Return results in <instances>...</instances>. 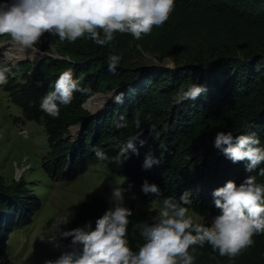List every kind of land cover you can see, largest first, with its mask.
<instances>
[{"label": "trees", "instance_id": "trees-1", "mask_svg": "<svg viewBox=\"0 0 264 264\" xmlns=\"http://www.w3.org/2000/svg\"><path fill=\"white\" fill-rule=\"evenodd\" d=\"M4 39L11 40L8 34H0ZM38 46L44 50L38 58L8 63L14 75L10 74L4 89L21 108L23 119L44 124L50 150L43 167L49 175L73 181L92 165L104 164L110 173L138 187L144 197L162 201L191 189L190 210L211 218L219 212L213 203L214 188L228 179L239 183L250 174L264 182L258 169L246 172L244 162L233 163L213 145L216 132L229 129L234 134L255 131L264 143V0H176L170 19L139 40L117 32L113 41L102 46L87 38L70 42L45 33ZM112 52L122 55L116 72L108 68ZM146 53L160 61L171 58L174 65L148 63ZM0 64H5L1 58ZM67 67L82 75V85L91 91H77L70 104L61 105L60 115L52 117L39 107L40 99ZM192 82L206 84L207 93L195 101L176 103L175 94ZM121 90L123 104L111 100L101 112L84 107L98 93ZM136 111L141 113V139L146 143L137 140L139 155L125 158L121 142L141 131L134 124ZM121 114L128 118L126 128L115 126ZM94 145L102 147L108 158H97ZM149 151L161 162L144 169ZM145 178L160 186L161 196L141 190ZM110 204L101 197L83 202L64 228L94 221ZM42 206L24 178L9 181L0 174V264H13L8 254L10 236L32 224ZM156 214L133 213L128 235L134 248L143 242L135 225L153 222ZM255 240L234 260L220 256L210 244L196 245L194 264H264V234ZM60 241L63 251L70 238Z\"/></svg>", "mask_w": 264, "mask_h": 264}, {"label": "clouds", "instance_id": "clouds-1", "mask_svg": "<svg viewBox=\"0 0 264 264\" xmlns=\"http://www.w3.org/2000/svg\"><path fill=\"white\" fill-rule=\"evenodd\" d=\"M176 0H0V34L11 38V49L5 57L12 61L37 58L44 50L38 44L45 33L58 35L60 40L75 42L79 38L93 40L98 45H108L116 33H130L139 40L162 26L175 11ZM6 41L0 40V47ZM122 55L112 52L107 57L108 68L117 71ZM12 72L11 65L0 64V86L6 85ZM82 75H76L73 67H67L52 81L49 90L41 97L39 107L52 117L60 115L61 105L70 104L77 91L90 92L82 85ZM206 84L192 82L175 94L176 103L195 101L207 93ZM124 91H109L107 99L123 104ZM105 100V103L107 102ZM104 105H101L103 107ZM98 110V109H97ZM134 124L140 132L121 142L120 153L125 158L131 153L139 155L143 129L140 111L134 115ZM117 128H126L128 118L121 114L114 121ZM155 130L152 125L150 131ZM213 145L233 163L244 162L245 171L264 176V143L255 131L234 134L232 130L216 132ZM97 158L107 159L108 153L99 145L93 146ZM161 162L160 157L149 151L142 164L150 169ZM132 187L114 186L109 200L111 204L94 221L63 228L59 238L41 236L55 247L60 238H70L66 248L56 258L45 259L43 264H194L196 245L210 244L220 256L230 260L247 251L256 243L255 237L264 234V182L257 174L246 175L239 183L228 179L212 191L213 203L219 212L210 223H201L190 214L191 189L179 196L162 199L153 222H137L135 225L143 242L134 248L129 241V224L134 209L126 203L125 193ZM141 190L147 194L162 195L160 186L143 180ZM136 193L133 192V198ZM65 223H69L65 218Z\"/></svg>", "mask_w": 264, "mask_h": 264}, {"label": "rangeland", "instance_id": "rangeland-1", "mask_svg": "<svg viewBox=\"0 0 264 264\" xmlns=\"http://www.w3.org/2000/svg\"><path fill=\"white\" fill-rule=\"evenodd\" d=\"M3 41L6 43L0 47V58L6 64L13 63L5 57V50L12 47L11 40ZM23 59L15 60L14 64ZM146 60L153 64L174 65L171 58L160 61L150 53H146ZM104 95L107 96V93ZM86 107L89 111L96 112L101 106ZM49 150L44 124L23 119L21 108L11 101L4 85L0 86V174L9 181L24 178L43 204L32 224L11 234L8 254L13 264H43L45 259L59 256L62 251L61 241L60 247H55L50 241L42 240L41 236L56 235L59 238V232L66 225L65 218H73L83 202L93 197L109 199L112 187H127L130 184L127 178L110 173L104 164L92 165L86 173L73 181L51 176L43 167L44 156ZM131 185L125 196L126 203L134 209V214L157 213L162 201L144 197L138 187ZM133 192L136 193L135 198ZM190 214L198 222L211 221V217H203L192 210Z\"/></svg>", "mask_w": 264, "mask_h": 264}, {"label": "bare ground", "instance_id": "bare-ground-1", "mask_svg": "<svg viewBox=\"0 0 264 264\" xmlns=\"http://www.w3.org/2000/svg\"><path fill=\"white\" fill-rule=\"evenodd\" d=\"M106 99L107 96H105L104 94L96 95L95 97L90 99V101L87 103V106L91 108H99L101 105L105 103Z\"/></svg>", "mask_w": 264, "mask_h": 264}, {"label": "water", "instance_id": "water-1", "mask_svg": "<svg viewBox=\"0 0 264 264\" xmlns=\"http://www.w3.org/2000/svg\"><path fill=\"white\" fill-rule=\"evenodd\" d=\"M98 94H100V93H98ZM98 94H96V95H98ZM102 94H104V93H102ZM96 95H94L93 97H95ZM93 97H91V98H89L88 99V101L84 104V107L87 109V103L90 101V99H92ZM111 101V99H108L107 100V102L104 104V106L103 107H100L96 112H101L103 109H104V107L109 103ZM77 128H73V130H76Z\"/></svg>", "mask_w": 264, "mask_h": 264}]
</instances>
